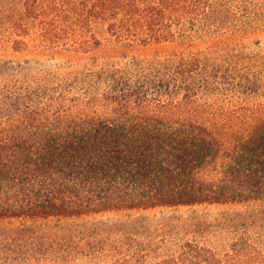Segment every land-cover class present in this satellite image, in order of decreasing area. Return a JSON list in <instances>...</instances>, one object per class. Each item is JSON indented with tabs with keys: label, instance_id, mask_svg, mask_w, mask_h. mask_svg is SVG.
<instances>
[{
	"label": "trees",
	"instance_id": "16d2710c",
	"mask_svg": "<svg viewBox=\"0 0 264 264\" xmlns=\"http://www.w3.org/2000/svg\"><path fill=\"white\" fill-rule=\"evenodd\" d=\"M66 2L72 35L59 23L62 2L0 0V33L15 36L14 53L28 49L23 20H38L44 46L69 40L72 54L60 64L0 56V264L259 259L247 238L264 237V103L236 106L225 96L264 91V51L231 56L237 65L193 51L102 61L92 54L101 43L83 29L101 19L117 47L146 48L185 42L178 27L194 26L199 14L217 31L226 14L240 12L248 36L254 18L264 21V0ZM195 206L228 209L177 226L233 234L230 252L219 258L184 241L150 262L148 238L175 224L153 226L141 213ZM100 238L121 240L107 250Z\"/></svg>",
	"mask_w": 264,
	"mask_h": 264
},
{
	"label": "rangeland",
	"instance_id": "374dc122",
	"mask_svg": "<svg viewBox=\"0 0 264 264\" xmlns=\"http://www.w3.org/2000/svg\"><path fill=\"white\" fill-rule=\"evenodd\" d=\"M67 0H52V2H62L63 5L59 6L56 10L57 15L60 16V21L65 26L66 32L72 35L77 30V25L73 19V14L70 12V6L67 5ZM90 1V0H87ZM66 4V5H65ZM27 35L21 37L27 44L28 49L21 53H14L11 47V40L15 36L9 31L5 30L0 33V56L6 58H12L15 60H32L40 61L43 63H55L60 64L65 62L68 56L72 54L68 49L71 41L66 40L64 46L45 47L44 43L39 38L40 23L38 20H23ZM244 17L242 13L235 12V14H226L223 18V24L220 25L219 30L215 29V22L208 16L199 14L195 19L194 26L187 22H182L179 25L180 34H185L188 38L185 42L164 44L158 46H149L146 48L140 47H128L119 48L112 42L107 32V21L92 18L89 20L83 34L86 37L94 36L101 45L100 49L94 51L92 54L98 60L114 59L116 62L124 59H130L132 57L153 60L154 58H160L168 54H181L183 52H192L194 54H203L209 59H223L231 58L233 55H238L240 52H258L264 51V21L261 18H254L250 24L252 33L243 35L240 32ZM77 32V31H76ZM78 33V32H77ZM70 35V36H71ZM247 36V37H245ZM192 43L193 47L189 49L186 44ZM182 44V45H181ZM192 49V50H191ZM90 54V55H92ZM82 56V55H81ZM226 56V58H225ZM228 60V59H227ZM238 63L236 59H230L229 64ZM237 65V64H236ZM225 96V100H230L232 104L238 106H255L259 103H264V91L255 96H240L233 95ZM228 209L226 206H195V207H179L172 209H156L141 213L146 216L148 222L156 226L161 223L175 224L172 231L165 230L159 232L151 238H148L152 251L155 253L150 254L149 261L156 262L161 257L173 254L177 250L178 245L184 241H196L199 244L212 249L219 258H224L226 254L230 252L229 245L235 239L233 234H229L226 231L215 232L213 230H206L202 233L189 232L177 226V220L182 223L192 222L194 219L199 218L202 221L210 222L220 212ZM164 235L163 237L161 235ZM103 240L102 245L106 246V249L113 244V242L120 238H100ZM140 240L141 238H133ZM251 241L257 252L259 259L248 264H264V237L263 238H247ZM108 262V259L107 261Z\"/></svg>",
	"mask_w": 264,
	"mask_h": 264
}]
</instances>
